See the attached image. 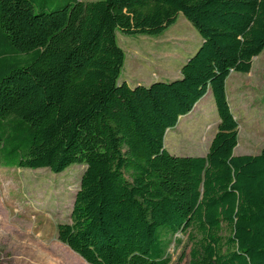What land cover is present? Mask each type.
<instances>
[{
	"label": "trees",
	"instance_id": "obj_1",
	"mask_svg": "<svg viewBox=\"0 0 264 264\" xmlns=\"http://www.w3.org/2000/svg\"><path fill=\"white\" fill-rule=\"evenodd\" d=\"M181 13L201 37L179 76L119 81L124 34H159ZM264 50V0H0V165L59 174L83 164L57 238L88 264H264V146L235 155L225 83ZM211 91L204 156L165 133Z\"/></svg>",
	"mask_w": 264,
	"mask_h": 264
},
{
	"label": "rangeland",
	"instance_id": "obj_2",
	"mask_svg": "<svg viewBox=\"0 0 264 264\" xmlns=\"http://www.w3.org/2000/svg\"><path fill=\"white\" fill-rule=\"evenodd\" d=\"M116 41L125 53L118 80L148 85L177 78L180 64L197 50L201 37L178 13L159 34L116 31ZM225 90L237 122L234 154H257L264 146V50L252 59L248 73L229 74ZM198 102L166 131L163 144L169 153L202 156L207 151L219 118L210 90ZM84 169L83 164H73L56 174L47 168L0 165V264H88L58 240L56 231L58 223L70 222ZM168 251L170 264H188L185 236Z\"/></svg>",
	"mask_w": 264,
	"mask_h": 264
},
{
	"label": "crops",
	"instance_id": "obj_3",
	"mask_svg": "<svg viewBox=\"0 0 264 264\" xmlns=\"http://www.w3.org/2000/svg\"><path fill=\"white\" fill-rule=\"evenodd\" d=\"M178 75H179V72H178ZM177 75V76H178ZM136 82V81H135ZM199 104V102L194 106V108L197 106ZM194 108L192 109V111L194 110ZM211 142V141H210ZM208 150V149H207ZM207 152V151H206ZM206 152L202 155V156H204L205 154H206Z\"/></svg>",
	"mask_w": 264,
	"mask_h": 264
}]
</instances>
